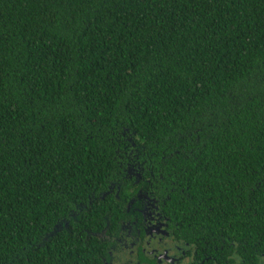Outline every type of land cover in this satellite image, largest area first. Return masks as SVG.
Returning a JSON list of instances; mask_svg holds the SVG:
<instances>
[{"label": "trees", "instance_id": "16d2710c", "mask_svg": "<svg viewBox=\"0 0 264 264\" xmlns=\"http://www.w3.org/2000/svg\"><path fill=\"white\" fill-rule=\"evenodd\" d=\"M144 191L264 264V0H0V264H102Z\"/></svg>", "mask_w": 264, "mask_h": 264}, {"label": "flooded vegetation", "instance_id": "af4514ba", "mask_svg": "<svg viewBox=\"0 0 264 264\" xmlns=\"http://www.w3.org/2000/svg\"><path fill=\"white\" fill-rule=\"evenodd\" d=\"M105 195L100 197L103 199ZM149 196L152 193L137 192L133 198L126 199L114 221L102 217L103 228L94 232L102 244V252H105L102 264H113L114 256L124 250L130 257L125 264L193 263L194 247L178 238L179 225L164 216L158 201ZM114 198L121 203L118 192ZM153 238L156 241L149 242Z\"/></svg>", "mask_w": 264, "mask_h": 264}, {"label": "rangeland", "instance_id": "374dc122", "mask_svg": "<svg viewBox=\"0 0 264 264\" xmlns=\"http://www.w3.org/2000/svg\"><path fill=\"white\" fill-rule=\"evenodd\" d=\"M150 241L152 243V242L156 241V238H153V239L149 240V242ZM126 252L127 251L124 250L120 254H118V255L116 254L114 256L115 259L113 261V264H125L130 258L129 255Z\"/></svg>", "mask_w": 264, "mask_h": 264}]
</instances>
